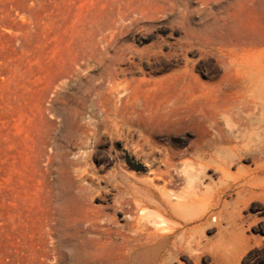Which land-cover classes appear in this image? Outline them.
<instances>
[{"label": "rangeland", "instance_id": "374dc122", "mask_svg": "<svg viewBox=\"0 0 264 264\" xmlns=\"http://www.w3.org/2000/svg\"><path fill=\"white\" fill-rule=\"evenodd\" d=\"M254 59H264V0H0V264L70 263L67 250L52 257L51 221L59 239L84 205L112 203L85 202L76 187L89 152L90 170L112 172L111 118L192 153L210 149L218 126L230 136L219 112L237 97L235 66ZM263 128L218 142L233 175L205 168V211L172 264H264ZM117 242L114 264L151 263Z\"/></svg>", "mask_w": 264, "mask_h": 264}, {"label": "bare ground", "instance_id": "6f19581e", "mask_svg": "<svg viewBox=\"0 0 264 264\" xmlns=\"http://www.w3.org/2000/svg\"><path fill=\"white\" fill-rule=\"evenodd\" d=\"M235 71L238 75L237 97L219 112V118L230 126V136L225 137L219 126L214 131H207L203 142L209 146L208 151L192 153L172 148L164 145L150 129L123 128L119 125L123 118L110 119L113 127L104 134L111 143L113 153L110 151L109 156L115 159V166L108 176H100L89 168V152L84 158L85 163H79L76 168L80 178L76 187L78 196L85 202L89 203L94 197L106 201L110 195L112 203L98 207L84 205V219L76 226L72 225L75 227L72 234L64 227L60 229L59 239L51 221L53 259L58 251L59 258L66 260L67 250L71 257L69 264H114L108 253L119 241L117 243L125 247V255L137 261L149 258L150 264H172L181 249L190 248L194 222L204 213L211 188L210 183L204 182L205 168L214 164L220 180L233 175L234 159H219L225 155L224 152L219 155V152H226V149L218 142L233 141L243 129L264 123V59L238 63ZM82 134L97 137L96 131ZM238 147L233 145L229 150L231 153L236 151L232 155L240 158ZM94 207L101 211L96 213ZM108 208L112 211H105ZM117 210L122 211V224L115 217ZM56 244L61 245L59 250Z\"/></svg>", "mask_w": 264, "mask_h": 264}]
</instances>
